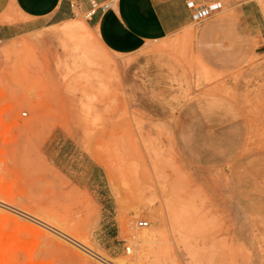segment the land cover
<instances>
[{
    "label": "rangeland",
    "instance_id": "374dc122",
    "mask_svg": "<svg viewBox=\"0 0 264 264\" xmlns=\"http://www.w3.org/2000/svg\"><path fill=\"white\" fill-rule=\"evenodd\" d=\"M214 2L133 53L1 40L0 263L264 264V0Z\"/></svg>",
    "mask_w": 264,
    "mask_h": 264
},
{
    "label": "crops",
    "instance_id": "0c3cea01",
    "mask_svg": "<svg viewBox=\"0 0 264 264\" xmlns=\"http://www.w3.org/2000/svg\"><path fill=\"white\" fill-rule=\"evenodd\" d=\"M0 0V40L42 31L86 15L99 39L110 50L133 53L148 42L166 38L214 9L215 0ZM110 3L104 8L103 5Z\"/></svg>",
    "mask_w": 264,
    "mask_h": 264
},
{
    "label": "bare ground",
    "instance_id": "6f19581e",
    "mask_svg": "<svg viewBox=\"0 0 264 264\" xmlns=\"http://www.w3.org/2000/svg\"><path fill=\"white\" fill-rule=\"evenodd\" d=\"M65 23V22H64ZM63 32H69V33H77V32H81V33H83L82 35H81V40H83L84 42V48H86L87 46H88V44H89V35H90V25L88 24V23H86V22H83L82 21V23H78V24H71V25H65L64 27H63ZM83 45V44H82ZM176 214V213H175ZM174 214V215H175ZM176 217V216H175ZM152 230H145V231H143V233H141L140 235H138L136 238H134L135 240V245H138V244H140V243H143V242H146V241H150V240H153V237H154V235H153V233L151 232ZM3 236V234H2V232H1V234H0V236ZM1 243V242H0ZM22 243V242H21ZM24 244V243H23ZM22 244V246L24 247L25 246V244L23 245ZM4 245V244H3ZM2 245H0V247H1ZM5 247H6V249H7V245H4ZM4 246H2L0 249H1V251H3V249L5 248ZM24 250H25V247H24ZM27 252V251H26ZM141 251H139L138 250V248L136 249V257H135V259L134 260H132V261H128V260H121V264H140L141 263ZM143 254V253H142ZM0 255H1V253H0ZM1 256H3V254L1 255ZM6 258V257H5ZM4 259V258H3ZM1 260V259H0ZM5 260V259H4ZM0 262H2V261H0ZM115 262V261H114ZM113 262V263H114ZM0 264H2V263H0ZM5 264V263H4ZM117 264V263H116Z\"/></svg>",
    "mask_w": 264,
    "mask_h": 264
},
{
    "label": "built area",
    "instance_id": "2783aa9c",
    "mask_svg": "<svg viewBox=\"0 0 264 264\" xmlns=\"http://www.w3.org/2000/svg\"><path fill=\"white\" fill-rule=\"evenodd\" d=\"M92 4V10L88 13V15L92 14L98 7H99V2L97 0H89ZM110 6V3H106L103 5L104 8H107ZM1 42V40H0ZM140 226H148L149 222L148 221H140L139 222ZM130 249V247L128 248Z\"/></svg>",
    "mask_w": 264,
    "mask_h": 264
},
{
    "label": "snow or ice",
    "instance_id": "6c2138e0",
    "mask_svg": "<svg viewBox=\"0 0 264 264\" xmlns=\"http://www.w3.org/2000/svg\"><path fill=\"white\" fill-rule=\"evenodd\" d=\"M213 7H219V5H213Z\"/></svg>",
    "mask_w": 264,
    "mask_h": 264
}]
</instances>
